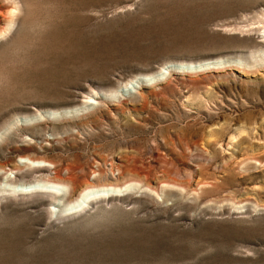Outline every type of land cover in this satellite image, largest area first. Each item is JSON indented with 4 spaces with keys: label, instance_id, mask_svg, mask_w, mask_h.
Masks as SVG:
<instances>
[{
    "label": "rangeland",
    "instance_id": "obj_1",
    "mask_svg": "<svg viewBox=\"0 0 264 264\" xmlns=\"http://www.w3.org/2000/svg\"><path fill=\"white\" fill-rule=\"evenodd\" d=\"M0 264H264V0H0Z\"/></svg>",
    "mask_w": 264,
    "mask_h": 264
},
{
    "label": "bare ground",
    "instance_id": "obj_2",
    "mask_svg": "<svg viewBox=\"0 0 264 264\" xmlns=\"http://www.w3.org/2000/svg\"><path fill=\"white\" fill-rule=\"evenodd\" d=\"M31 163H43V162H40V161H32V160H29ZM99 164V163H98ZM33 167L35 168H38V167H41L39 165H34ZM43 167H46V166H43ZM91 173L95 174L97 173L96 171H91ZM56 178L60 181L63 182V184H61V186H67L68 188L71 187V179L70 178H67V177H62L59 173L56 174ZM93 178H90V176L86 177L82 184L80 185V188H82L79 196L73 200V202L71 204H69V207H67V210L68 212H73V211H76V210H79L83 207L86 206V204L88 203L89 200H91V198H93L95 196V194L93 192H91L89 189H93V182L94 180H92ZM54 185H58V184H55L53 183ZM25 185V184H24ZM33 184H28L26 187L30 188L32 187ZM25 187V188H26Z\"/></svg>",
    "mask_w": 264,
    "mask_h": 264
},
{
    "label": "water",
    "instance_id": "obj_3",
    "mask_svg": "<svg viewBox=\"0 0 264 264\" xmlns=\"http://www.w3.org/2000/svg\"><path fill=\"white\" fill-rule=\"evenodd\" d=\"M180 68H181V67H180ZM183 68H184V67H183ZM197 68H199V67H197ZM184 69H187V71H188L190 68H184ZM191 69H192V68H191ZM191 69H190V70H191Z\"/></svg>",
    "mask_w": 264,
    "mask_h": 264
}]
</instances>
